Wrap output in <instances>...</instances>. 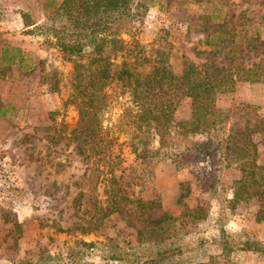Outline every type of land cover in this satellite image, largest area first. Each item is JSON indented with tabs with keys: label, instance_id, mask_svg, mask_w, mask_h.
Masks as SVG:
<instances>
[{
	"label": "rangeland",
	"instance_id": "obj_1",
	"mask_svg": "<svg viewBox=\"0 0 264 264\" xmlns=\"http://www.w3.org/2000/svg\"><path fill=\"white\" fill-rule=\"evenodd\" d=\"M60 1L0 0V47H17L34 66L25 73L0 60V107L9 109L0 117V264H197L220 253L221 234L232 248L245 239L264 248V220L255 221L264 200L230 203L238 162L247 158L236 148L253 145L255 163L264 166L258 125L264 120V80L236 82L232 92L219 94L214 107L223 119L208 133L179 131L177 124L190 116L189 101L181 100L164 148L152 130L134 129L130 98L105 87L95 146L117 161L115 181H105L108 169L87 163L71 139L83 121L68 100L73 63L34 27L62 18ZM144 8L128 29L148 59L163 53L160 59L174 70L183 60L264 65V0H147ZM24 14L33 26L24 27ZM218 31L227 46L211 50L205 36ZM119 37L129 41L126 34ZM118 188L127 198L119 200L124 211L150 200L156 203L151 219L169 220L154 232L145 231L140 219L126 224L123 213L106 207L109 190ZM228 259L264 264V253L234 251Z\"/></svg>",
	"mask_w": 264,
	"mask_h": 264
},
{
	"label": "trees",
	"instance_id": "obj_2",
	"mask_svg": "<svg viewBox=\"0 0 264 264\" xmlns=\"http://www.w3.org/2000/svg\"><path fill=\"white\" fill-rule=\"evenodd\" d=\"M146 1L138 0L133 4L132 0H61L57 12L62 18L50 24L34 26L50 37V45L65 61L73 63L72 92L68 100L83 121L81 127L72 130L71 139L78 141L75 149L87 163L100 162L108 169L104 172V175H109L105 181H115L112 169L117 164L116 156L95 146L97 120L104 108L105 87L113 85L121 95L130 98L135 106L134 129L152 130L158 137L159 148H164L171 142L167 138L168 129L173 124V113L181 100L189 101L190 116L188 120L177 124L179 131L183 134L208 133L223 119L214 107L219 94L232 92L236 82L264 80L262 62L246 68L238 64L229 68L208 59L198 65L183 60L179 63L180 68L174 70L165 59H160L163 53H157L159 58L154 60L146 58L139 44L132 40L128 29L132 28L133 22L140 21L139 15L145 10ZM23 25L33 26L34 21L24 14ZM120 34H126L129 41L124 42ZM223 34L218 31L215 35L205 36V39L210 38L212 41L210 45L214 48L211 50L226 48L227 43L222 45ZM117 57L120 58L119 62L115 61ZM0 60L7 69L15 65L25 73L34 70L33 64L25 59L17 47L2 45ZM8 111V106L0 107V117H4ZM258 125H261L259 131L264 136V120H260ZM82 134L86 148L79 141ZM236 149L246 153L247 158L238 162L239 178L232 183L230 203L246 201L254 196L264 200V166L255 163L253 145L243 142ZM108 193L111 194L107 201L111 205L106 206L109 207L108 211L123 213L126 224L130 225L132 219H140L146 227L145 231L154 232L161 229L164 221L169 220L164 215L151 219V209L156 206L153 201L139 200L132 211H124L119 206V200L127 201V198L120 189H111ZM185 196L186 193L179 194L177 202H181ZM262 220L264 209L258 210L255 215L256 222ZM232 247L227 237L221 234L220 253L209 255L205 261L197 264H229L228 256L234 251L264 253L263 247L249 239ZM66 264L73 262L70 260Z\"/></svg>",
	"mask_w": 264,
	"mask_h": 264
}]
</instances>
